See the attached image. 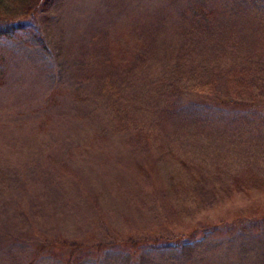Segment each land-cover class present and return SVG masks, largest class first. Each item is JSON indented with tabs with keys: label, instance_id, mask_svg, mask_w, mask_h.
Listing matches in <instances>:
<instances>
[{
	"label": "rangeland",
	"instance_id": "374dc122",
	"mask_svg": "<svg viewBox=\"0 0 264 264\" xmlns=\"http://www.w3.org/2000/svg\"><path fill=\"white\" fill-rule=\"evenodd\" d=\"M38 31L0 37V264H264V0H51Z\"/></svg>",
	"mask_w": 264,
	"mask_h": 264
},
{
	"label": "trees",
	"instance_id": "16d2710c",
	"mask_svg": "<svg viewBox=\"0 0 264 264\" xmlns=\"http://www.w3.org/2000/svg\"><path fill=\"white\" fill-rule=\"evenodd\" d=\"M50 2L51 0H0V37H11L18 33V31L34 29V31L36 30L35 35L37 40L46 47L45 37L38 31V17L43 12L48 11ZM263 222L264 217H260L254 220L253 225L260 229L263 227ZM227 225L234 227L236 224L230 223ZM209 228H213V226ZM204 230H206L205 226L191 228V230L189 229L173 238H165L164 240L168 244L173 243L174 246H179L182 243L197 239ZM53 246L70 248L72 255L66 261V264H72L74 254L85 247L82 243L78 242L41 243L38 245V254H44L47 249Z\"/></svg>",
	"mask_w": 264,
	"mask_h": 264
}]
</instances>
